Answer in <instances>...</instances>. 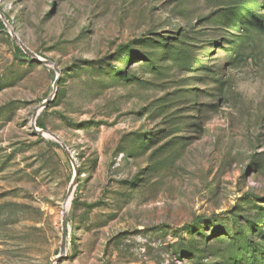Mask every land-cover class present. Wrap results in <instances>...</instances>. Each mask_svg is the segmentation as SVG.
<instances>
[{
  "label": "rangeland",
  "instance_id": "obj_1",
  "mask_svg": "<svg viewBox=\"0 0 264 264\" xmlns=\"http://www.w3.org/2000/svg\"><path fill=\"white\" fill-rule=\"evenodd\" d=\"M0 264H264V0H0Z\"/></svg>",
  "mask_w": 264,
  "mask_h": 264
},
{
  "label": "water",
  "instance_id": "obj_2",
  "mask_svg": "<svg viewBox=\"0 0 264 264\" xmlns=\"http://www.w3.org/2000/svg\"><path fill=\"white\" fill-rule=\"evenodd\" d=\"M21 49L28 55H32L28 50L27 48H25V46H23L21 43H19ZM48 103V100H46L44 102V105H46ZM61 230H62V236H61V246H60V251L62 252L63 248H64V245H65V239H66V235H67V232H66V221H65V217L64 215H62V218H61Z\"/></svg>",
  "mask_w": 264,
  "mask_h": 264
}]
</instances>
